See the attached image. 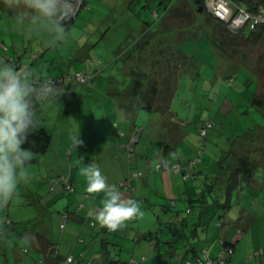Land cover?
<instances>
[{"label":"rangeland","instance_id":"obj_1","mask_svg":"<svg viewBox=\"0 0 264 264\" xmlns=\"http://www.w3.org/2000/svg\"><path fill=\"white\" fill-rule=\"evenodd\" d=\"M6 1L5 10L0 8V61L2 58L21 60L35 76L32 83L57 78L68 72L86 74L91 79V70L98 74L93 86L76 88L78 102L73 98L75 92H71L67 99L36 114L39 125L49 129L57 150L69 143L74 146L73 137L83 141L79 147L84 150L93 152L95 147L100 148L101 138L97 140L90 133L95 126L105 124L103 114L110 111L113 100L120 92L132 97L136 95L135 103H131L133 108H158L156 113L165 118L159 124L149 117L147 110L138 111V127L147 129L148 136L152 135L146 137L144 134L140 144L141 132L135 133L131 139L133 144H138L139 162L147 165L143 171L145 175L150 174L151 166L148 164L162 161L159 160L160 141L164 142L160 145L166 148V141L173 138L172 143L179 145L184 138L172 158L174 163L184 164L175 165L178 172H173L175 181L180 185L179 193H182L170 201L163 190V201L157 200L156 206L155 201L151 202L152 207L138 200L143 215L125 221L118 228V233L106 236L111 243L115 240L127 242L124 249L123 246L109 247L117 264L120 263L118 254L124 264L131 262V254H136V263L141 262L143 256L145 264H158L160 257L151 244L138 247L136 239L138 230H143L145 226L148 228L150 223L156 222L154 225L161 227L176 222L175 227L181 228L185 220L189 225L201 218L204 225L202 223L197 228L190 226L187 230L191 233L190 237L201 244L199 255L204 257L203 251L209 249L212 260H217L221 254L222 260H226L232 248H224L221 242L239 217L243 218L238 223L249 225V220L253 223L244 231L238 229L230 234L231 242L235 237L239 238L230 264H264V176L261 180L260 176L255 177L257 189L241 181L232 192L228 189L235 186L234 179L230 182V176L223 174L220 182L218 176L225 159L231 156L234 159H250L260 168L264 165V0H226L236 9V14L242 13V24L234 28L231 21L217 17L216 12L221 13V10L213 12L215 4L211 3L210 10L206 8V0H201L203 5H197L195 0H76L68 19L64 21L73 23L69 28L64 25L62 33L50 20L33 22L26 18L23 23L19 22L16 5H22L23 0ZM156 13L157 18L154 17ZM60 36L66 38L60 39ZM131 51L135 53L127 62V76L123 72V62ZM85 55L88 56L82 58ZM173 97L175 102L169 113L166 108ZM255 100L261 103L257 105ZM116 113L114 108L110 116ZM206 124L210 126L201 129ZM108 125L115 129L113 123ZM133 147L130 145L129 149ZM76 148H73L74 153ZM93 155L98 157L99 151L93 152ZM143 156L148 161H142ZM53 158L49 152L40 157L37 164L20 172L17 194L0 203L6 216L11 218L13 215L18 221L28 220L37 206L32 193L43 198L51 194L41 175L56 170ZM162 165L165 168L169 166L164 161ZM151 184L153 188L147 193L152 192L155 196L158 189L155 190L153 180ZM158 184L159 190H162V185ZM214 188L218 190L212 192ZM38 189L41 190L38 192ZM205 195L207 198L202 203L197 202ZM187 196H191L192 203ZM69 198L61 200L64 202ZM173 202L177 203L174 211L180 214L176 218L171 217L175 214H162L165 206ZM189 208L194 210L191 215L187 214ZM203 208L204 214L201 213ZM9 218L0 221V235L4 236L3 239L0 237V264H25L24 260L29 261L34 252L23 237L12 239L15 222ZM158 218L163 222L159 224ZM245 218L250 219L245 222ZM220 223L223 226H218ZM14 230L18 231L17 228ZM160 230L164 231L160 237L165 242L175 240L172 228L166 226ZM127 233L130 238H126ZM183 240H179L182 241L181 246ZM15 241L25 248L26 254L31 250L30 254L23 255L26 259H17L19 253L16 252ZM62 241L64 246L69 243L67 238ZM178 245L175 246L180 249L178 256L161 261V264H181V261L193 260L192 255L186 258L184 248ZM71 251L69 249L63 256H75ZM256 255L257 259H250Z\"/></svg>","mask_w":264,"mask_h":264},{"label":"crops","instance_id":"obj_2","mask_svg":"<svg viewBox=\"0 0 264 264\" xmlns=\"http://www.w3.org/2000/svg\"><path fill=\"white\" fill-rule=\"evenodd\" d=\"M87 56L88 55H85L82 58H85ZM24 65L21 67H24ZM93 72L94 71L91 70V73ZM75 90L76 88L74 89V92ZM67 98L68 96L62 100H65ZM73 98H75L76 102H78L76 92ZM135 98H137L136 95L135 97H132L129 96V94L127 93L120 92V95H118L115 98V100H113L114 105L110 107V111L108 113L103 114L104 121L106 118L105 124H103V126L101 127L95 126V128L92 129L90 136L93 137L95 135L94 137L97 138V140L98 138H101V142H102L101 147L98 148L97 146L95 147L96 149L94 148L93 151L94 153L99 151L98 157L97 155H93L92 150L89 149L84 150L80 148L79 145L75 149V153H74L73 148H75V146H71L70 143L64 145V147L60 150H57L55 148V145H53L52 143V147L50 148L49 152L50 155L54 156L52 164L56 166V170H51L48 171L47 174L41 175L43 177V180L45 181L44 183L47 184L49 188L50 186L49 183L53 178L62 175L66 177L71 176L70 180L76 185V192L74 194L68 195L65 192L64 187H57L54 191L50 192L53 196L50 194L48 197L45 196L44 198L41 197V195L36 196L34 193H32V195L34 196L33 197L34 201L37 203V206L35 210H32L33 211L32 217L24 221H18L16 218H14L13 215L11 216V218H9V215L6 216L2 208H0V221H4V219L9 218V220H12L13 223L15 222L14 228H17L18 231L16 232L14 228L12 229L11 231L13 233L12 239L17 237L16 239L18 240V237H23L30 246V249L33 250L34 252V255H32V257H29V261L26 262L24 260L25 264H38V258H39V264L40 263L66 264V260L67 258H69L70 255L68 256H63V255L67 254L69 249H71L72 250L71 253L75 255L73 257L75 258L79 257L77 260L75 259L78 262V264H89V263L117 264V261H115L112 258V254H111V259L108 258L109 256L106 257L104 256L105 251L103 249L104 245L102 244L103 241L105 240L104 235L102 233L104 226H101L98 221L96 222V225L94 227H92L91 226L92 224L90 223L92 219L89 218V216L93 212L92 208L94 207L101 208L103 206L105 193L87 192V182L81 173V169L85 167L92 165L96 166L97 164L102 174L106 177L107 184L110 187L124 182L127 183L129 181L131 185L130 186L131 189L120 192L122 198L126 200H134V201L140 200L141 203H146L148 204L149 207L153 206V203H151L153 201L156 202L155 206L156 204H158L157 200L163 201V197H162L163 190H165L167 194V198L170 201L172 199H175L177 195L182 193V192L179 193L181 191V189L179 188L180 185L174 179L175 173L173 174V172H165V171L162 172L161 170L156 169L159 166L161 167L160 162L159 163L152 162V164H148V166H151L149 175L148 174L145 175V173L143 172L146 169L145 166L147 165L144 162H139L138 154H137V145L140 144L141 141L143 140L144 134H146V137H152V135L148 136L147 129L143 127L142 128L138 127L137 119L140 116V113H138V111L143 112L147 110L146 112H149V117L156 119L157 121L156 123L159 124L161 120H164L165 118L163 115L160 118V114L156 113V110H158V108H154V110L140 109L139 106H137V108L136 106L133 108L131 103L132 102L135 103L134 101ZM174 99L175 97L172 98L170 106L166 108L169 111V113H171L172 106L174 104L173 102H175ZM62 100L53 102V104L48 106L49 109L52 108L55 103ZM114 108L117 109V113L115 115L110 116V113L112 114L114 112ZM164 115H168V114H164ZM175 120H177L176 116H175ZM110 123H113L115 125V129L111 128L110 125H108ZM106 124L108 125V127L104 126ZM116 124L118 125V128H116ZM184 125L187 126L186 124ZM47 130L49 131V129ZM139 132H141L140 133L141 140L137 145H135V150L133 153L136 155L131 157L129 155L130 154L129 147L130 145L133 146L131 139L132 136L135 135V133L138 134ZM122 134H125V136H122ZM168 134H170L171 136L173 135L171 132L169 133V131ZM97 140L95 142H97ZM172 141L173 138L170 139L169 141H166V147L170 145L173 148V150H175L178 147V145H174ZM183 141L184 140H182L179 144L183 143ZM161 143L164 142L160 141V144ZM159 146H160L159 160L165 157L173 165H177V164L181 166L184 165L182 162L174 163L172 161L175 151L174 152L172 151V155L168 157V155L165 154V152H168L167 148H163L161 145ZM49 152L46 155H48ZM64 155L66 156V158L64 157ZM141 159L142 161H148V159L144 156ZM135 175H138V178L134 177ZM131 177L133 179H130ZM151 180L154 181L155 190L158 189L157 191L158 194H155V196L152 192H150V194L147 193L148 190L151 191V188H153L151 184ZM158 183L162 185V190H159L160 186ZM20 184L22 185L23 183L20 182ZM253 186L255 187V185ZM256 187H258V185ZM40 190L41 189H38L37 191L39 192ZM65 197H70V198L62 202L61 199ZM190 197L191 196H187V199H190ZM80 206H84V209L77 212V209ZM165 207L166 208L169 207V204H167ZM67 211L71 212L72 215L68 224L65 226V228L63 227L62 229L60 214ZM162 214H166L165 209ZM241 218L243 217H239L237 221L231 226L230 232H227L224 235L225 239L223 241L231 243L232 245L231 244L230 245L233 248H235L234 246L238 243L239 238L235 237L233 242H231L230 234L232 235L237 230L236 229L237 227H240V229L242 228L248 229L250 225L253 223L251 220H249L250 218H245L244 220L245 222L246 220H249L251 222L249 225H247L244 222L238 223V221ZM160 221L163 220L161 218H158L157 222ZM46 222L47 224H45ZM155 223L156 222L150 223L148 228L147 226H145L143 230L142 229L138 230L139 233L136 238L138 247H141L142 245L148 243L145 240V236L148 233L151 232L153 233L154 231H156L158 226H155L154 225ZM127 228L128 227H125V229ZM128 231H130V229ZM7 233L5 235H7ZM117 233H118V229H117ZM17 234L20 236H17ZM127 236L128 237L126 238L131 237L129 233H127ZM0 237L1 239L4 238L3 235H0ZM66 238L68 239L69 243L68 245L64 246L65 242H63L62 240ZM61 241L63 242V245L61 244L62 243ZM107 241L108 243H110V246L113 248H115L116 246L118 247L123 246L124 249L125 248L124 244L127 243L125 241L119 242L116 240L114 241L115 243H111V241L109 240ZM14 243L15 245H17L16 252L19 253L17 259L18 260L26 259V257H24L23 255L30 254L31 250L28 254H26V252H24L25 248L23 246H21L16 241ZM56 244H59L60 246L58 260L48 259L46 256L49 255L51 251V246ZM84 246H85V250H84ZM118 255L120 262L119 264H124V262L121 261V255L120 254ZM135 255L131 254L129 256L131 257L130 260L131 262H136L138 260L135 257ZM86 256H89V258H87ZM43 258H45L44 263H42ZM141 260L142 261L145 260L143 256Z\"/></svg>","mask_w":264,"mask_h":264},{"label":"clouds","instance_id":"obj_3","mask_svg":"<svg viewBox=\"0 0 264 264\" xmlns=\"http://www.w3.org/2000/svg\"><path fill=\"white\" fill-rule=\"evenodd\" d=\"M76 0H23L16 5V19L23 23L27 18L35 22L50 20L58 32H64L63 22L70 15ZM65 39L66 36H60ZM30 69L18 70L11 63L0 61V201L7 202L17 194L19 174L33 158V151L22 148L28 134L36 129V113L32 107L33 87L28 79ZM52 93L53 89L46 87ZM83 141L73 137V145ZM87 182L88 193H105L103 206L96 210L101 226L111 230L121 227L125 221L142 216L140 203L122 198L121 193L107 184L99 167L92 165L81 169Z\"/></svg>","mask_w":264,"mask_h":264},{"label":"trees","instance_id":"obj_4","mask_svg":"<svg viewBox=\"0 0 264 264\" xmlns=\"http://www.w3.org/2000/svg\"><path fill=\"white\" fill-rule=\"evenodd\" d=\"M198 1H200L201 2L200 4L203 5L201 0H195L196 4H197ZM0 4H1L0 8L5 10L4 8L7 7V1L6 0H1ZM166 10H168V9H167V7L165 5V11ZM170 11H171V9H170ZM154 17L157 18L158 14L156 13L154 15ZM71 23H73V21L70 22V24ZM70 24L63 22V25H65L68 28L70 27L69 26ZM136 45H137V43H135L134 46L136 47ZM135 50H136V48H135ZM134 51H131L127 55L125 61L123 62L124 63L123 72H125V74H126V66L128 65L127 62L129 61V57H132L133 54L135 53ZM119 55H120V53H119ZM122 55L123 54H121L120 56H122ZM1 61H5V62H8V63H11V64L15 65L17 67V69H19V70H23L25 68V65L22 63L21 60L17 61V59L9 60V59L2 58ZM23 65H24V67H21ZM26 66H27L28 69H30V67L28 65H26ZM128 71H129V68H128ZM30 72H31V69H30ZM94 74H95V76H94ZM78 75H80V73H78V72H68L65 75H62L60 77L50 79L53 82H51V84H48V85H49V88L53 89L52 93H45V91H44V93L39 94V93L33 91V94H32L30 99L32 100V107H33L34 112L36 114H40L41 112L46 111V109H47V107L49 105L53 104V102H55V101L62 100L65 97L69 96L71 94V92H74L75 88L82 87L83 85L87 87V85H90V84H92V86H93V83L98 78V77H96V76H98V74L96 75V72H93L92 75H91L93 80L90 77L89 83H84V82H80L79 80H77L75 78ZM84 75H86V74H84ZM86 76L88 77V75H86ZM33 77L34 76L32 75V73H31L30 77H28V79L30 80V82L32 84V87L36 85L35 82L32 83V81H33L32 78ZM72 77H73V80L71 81ZM47 80L48 79H41L39 81V86H43L45 84V82H47ZM260 103H261L260 101L255 100V104L258 105ZM117 124H116V128H118V125H119V124L118 125ZM209 126L210 125L207 126V124L203 125V127L201 129H204L205 127H209ZM248 131H250V133H251V130H247V132ZM252 132H253V130H252ZM246 133H244L243 135L245 136ZM122 136H125V134H122ZM140 140H141V138H139L138 142H140ZM183 140H184V138H183ZM237 141L235 143H237ZM52 143H53V137H52L50 131H48L47 129L41 127L39 125L38 120H37L36 129L34 131H31L28 134V138H27L26 142L22 145V148L30 149V150L33 151V158L26 165V167L37 164L38 159L40 157L46 155L49 152V150H50V148L52 146ZM135 145H137V144L136 143L133 144V146H135ZM158 145H160V143ZM166 148H167L168 152H165V154L168 155V157H170V155H172V151L173 152L176 151V149L178 147L175 150H173V148L170 145H168ZM134 150H135V147L134 148H130V150H129L130 154L129 153L128 154L131 157L136 155V154L133 153ZM162 161H164L166 164H168L170 166V169L168 170V169H166L164 167V165H162L161 167L159 166V170H161L162 172H164V171L165 172H174V171L178 172L175 169L176 166L173 165L172 163H170L165 157L162 158ZM162 161H161V163H162ZM96 166L98 167L97 164H96ZM180 171H183V169L181 168ZM220 172L221 173L218 174V176L221 179L220 182H222L223 174H227L228 176H230L229 177L230 182H233V181L235 182V186L234 187H229V189H228L229 192H232V189L235 188L239 183H241V181L243 183L244 182L248 183L249 186H251V185H254L255 177L260 176L259 180H261L262 177L264 176V165H262L261 168H260L259 164H257L256 162H252L250 159H234L233 156H231L228 159H225L223 170L221 168ZM258 172H259V174H258ZM70 177L71 176L66 177V176L62 175V176L53 178L50 181V183H49L50 192L54 191L57 187H64L65 192L68 195L74 194L76 192V185L70 180ZM135 177L138 178V175H135ZM231 179L232 180L234 179V180L231 181ZM230 185L231 184H229V186ZM130 186L131 185L128 184V182L127 183L124 182V183H120V184L112 186V187H115L118 191H126L128 189H131ZM217 190L218 189L214 188L212 192H215ZM206 198H207L206 195L204 197H202V199L198 198L197 202L202 203V201L205 200ZM188 200H190V203L193 202L192 199H188ZM3 206L4 205H2V207ZM169 206H170V208L167 207L165 209V213L175 214V215H171V217L175 216V218H176V216H180V214H178L177 212L174 211V208L177 206L176 202H173ZM82 209H84V206H80L77 209V212L82 210ZM97 209H99V208H96V207L92 208V211H93L92 215L90 214L91 217L89 216V218L92 219V221H90V223L92 224L91 225L92 227H94L96 225V222L98 221L97 218H96V210ZM170 209L173 212H171ZM193 211H194L193 208H189L188 211H187V214L191 215L193 213ZM204 211L205 210L203 208L201 213L204 214ZM203 214H202V217H203ZM71 215H72L71 212H68V211L60 214L62 229H63L64 223H65V226L68 224V222H69V220L71 218ZM161 222H163V221H160L159 224ZM175 223L176 222H173V223L171 222V223H167L166 225L161 226V227L158 226L156 231H154L153 233L152 232L148 233L145 236V240L148 243L151 244V247H152L153 251L160 257V261L158 262V264H161L162 262L166 261L169 258H174V257L178 256V251L180 249L175 247L177 243H179V245H178V247L180 246L179 248H182V249L184 248V250H185V252L187 254L186 258L189 255H192V259H193L192 261H186V262L185 261H181V264H230L231 258L234 255V250H233V247L229 244V242H226V241L221 242V245L224 246V248H232L231 254L228 255L226 260H222V254L219 256V258L217 260H215V261L212 260L211 257L209 256V253H210L209 249L203 251L204 257L199 255L201 253L200 248H199L201 246V244L197 243L196 240L194 241L193 238L190 237V235H189L191 233L189 231H187V230H189L190 226H193L194 228L195 227L196 228L199 227L203 223L202 222V218L198 222H196L195 224L193 223V224H189V225H188V222L185 220L183 222V224L181 225L183 228L181 226H180L181 228H179V227L177 228V226L175 227V225H174ZM204 224L205 223H203V225ZM166 226H167V228H172L171 233H172L173 237H175V240H171L170 239L168 242L167 241L165 242L162 239L163 237H160V233L164 232V231H161L160 229H162L163 227H166ZM218 226L221 227L223 225H221V223H220ZM236 229L238 230V229H240V227H237ZM245 229H247V228H245ZM240 230L244 231V229H240ZM63 232H64V230H63ZM102 233H103L104 239H105L103 241V243H102L104 245L103 249L105 251L104 256L105 257L109 256L108 258L111 259V252H110L111 248L109 249L110 243H108V241H107L108 239H107L106 236L108 234L115 235L117 233V229L116 230H111L108 227L104 226ZM176 236L179 238L178 240H176ZM197 236H198V234H197ZM167 239H168V236H167ZM180 239H185V240H183V245L182 246L180 245V243L182 242V241H179ZM164 245H166V246H164ZM163 246H164V248H163ZM162 249H163V251H162ZM59 250H60L59 244L51 246V251H50L49 255H47L46 257L48 259H51V260H58V258H59ZM162 253H165V255H163ZM257 255L252 257V258H250V259L251 260L257 259ZM69 260H70V262H69ZM44 262H45V258H43V260H42V263H44ZM66 263L67 264H75V259H73V257H69V258H67ZM76 264H78V262H76ZM89 264H91V263H89ZM129 264H145V262L144 261H141L139 263L138 262L137 263L136 262H130Z\"/></svg>","mask_w":264,"mask_h":264},{"label":"built area","instance_id":"obj_5","mask_svg":"<svg viewBox=\"0 0 264 264\" xmlns=\"http://www.w3.org/2000/svg\"><path fill=\"white\" fill-rule=\"evenodd\" d=\"M212 4H215V9L213 10V12H216V10H221V13L220 12H216V15L218 18H220L221 20H225V21H228L232 23V27H238L240 24H242L241 22V17L240 15L242 14H236V12L234 9L226 0H222V1H217V0H206V8H208L210 10V5ZM221 5V6H220ZM218 7V8H217ZM221 7V8H220ZM234 11V12H233ZM215 16V15H214ZM237 16V17H236ZM77 80H79L80 82H84V83H89V80L90 78L87 77L86 75L84 74H80L78 75L77 77H75ZM73 80V77L71 78V81ZM51 82H53L52 80H47V82H45V84L43 86H39V83H36L35 86H33V91L41 94V93H44L45 91V88L46 87H49L48 84H51ZM45 93H48L45 91ZM180 169V167H178ZM166 169H170V166L166 167ZM176 170L177 167H175ZM63 227H65V223L63 225ZM70 262V260H69Z\"/></svg>","mask_w":264,"mask_h":264},{"label":"water","instance_id":"obj_6","mask_svg":"<svg viewBox=\"0 0 264 264\" xmlns=\"http://www.w3.org/2000/svg\"><path fill=\"white\" fill-rule=\"evenodd\" d=\"M200 3H201V2L198 1V2H197V5H200ZM202 11H203V8H201L200 12H202Z\"/></svg>","mask_w":264,"mask_h":264},{"label":"bare ground","instance_id":"obj_7","mask_svg":"<svg viewBox=\"0 0 264 264\" xmlns=\"http://www.w3.org/2000/svg\"><path fill=\"white\" fill-rule=\"evenodd\" d=\"M69 11H71V9Z\"/></svg>","mask_w":264,"mask_h":264}]
</instances>
